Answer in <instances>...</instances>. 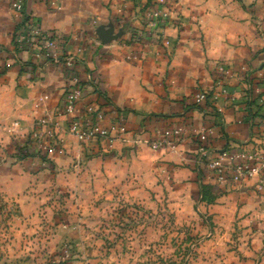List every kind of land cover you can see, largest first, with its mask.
Wrapping results in <instances>:
<instances>
[{"label":"crops","instance_id":"0c3cea01","mask_svg":"<svg viewBox=\"0 0 264 264\" xmlns=\"http://www.w3.org/2000/svg\"><path fill=\"white\" fill-rule=\"evenodd\" d=\"M15 1L0 0L1 152L4 149L12 155L13 146L25 145L40 119L52 116L62 102L69 76L95 83V90L110 104L88 92L77 105V116L95 105L105 114L106 125L118 120L126 129L110 148L102 140L78 142L68 133L67 118H59V137L70 159H83L91 152L100 160H127L125 169L167 172L176 180L190 179L213 192L218 185L213 176L197 167L201 132H206L210 159L223 151L233 154L259 148L260 118L250 119L247 100L255 102L263 117L264 49L252 16L239 0H167L168 5L161 7L165 11L161 36L146 45L133 42L130 35L133 30L147 29L145 19L133 14L139 0H21L37 27L63 38L62 53L77 61L70 73L45 54L15 48L13 38L21 22L13 9ZM262 1L245 3L255 6ZM124 23L130 25L125 37L108 45L98 38L99 27L112 26L118 34ZM225 58L220 64L225 69L222 74L217 70L218 60ZM222 89L227 94L217 101H196L204 90L218 94ZM15 123L18 126L10 133ZM159 137L172 140L171 146L150 149ZM65 156H55L54 166L67 160ZM12 158L10 167L0 166V185L10 189L16 182L21 184L19 168L37 163L36 159ZM28 172L21 173L32 177ZM218 186L223 194L218 199L239 203V218L257 207L264 212V174ZM260 237L264 244V234Z\"/></svg>","mask_w":264,"mask_h":264},{"label":"rangeland","instance_id":"374dc122","mask_svg":"<svg viewBox=\"0 0 264 264\" xmlns=\"http://www.w3.org/2000/svg\"><path fill=\"white\" fill-rule=\"evenodd\" d=\"M241 5L264 49V1ZM13 148L0 150L2 168ZM32 154L37 163L17 170L21 184L0 185V264H264V212L239 218L217 184L211 192L91 152L77 160L65 151L57 166Z\"/></svg>","mask_w":264,"mask_h":264},{"label":"built area","instance_id":"2783aa9c","mask_svg":"<svg viewBox=\"0 0 264 264\" xmlns=\"http://www.w3.org/2000/svg\"><path fill=\"white\" fill-rule=\"evenodd\" d=\"M167 5V0H157V4L152 10L145 11L147 29L146 31H136V38L139 43L147 44L158 36L159 32L162 33L164 23L161 17L165 11L161 7ZM143 7V5L140 6V8ZM13 9L22 22L25 16L22 1L16 0ZM136 14L143 18L140 12ZM17 44L18 48H29L38 55L45 54L52 61L62 63L68 73L72 71L77 62L74 56L62 53L64 40L60 35L42 30L35 25L32 19L22 23L17 36ZM217 70L222 74L225 72L223 65H218ZM68 82L61 104L55 109L51 117L40 119L32 134L27 138V140L29 139L27 146L30 144L36 146L35 156H46L48 160H52L55 156L65 154L63 140L58 133V120L61 117H66L69 121L68 133L81 143L102 140L112 148L126 134L125 127L118 120L106 125L105 114L98 109V106L90 105L83 116H77V105L86 95L85 89L79 84L80 80L74 76H69ZM92 86L95 88V83H92ZM221 94H227V91L222 89L218 94H212L211 91L204 90L196 96V101L198 103L206 102L209 99L217 101ZM257 124L262 128V141L258 149L243 148L238 153L233 154L223 151L213 159L209 158L210 149L207 145L206 132H201L200 141L202 145L199 149L197 167L200 170L206 168L220 186L231 183L238 184L264 174V115ZM17 126L18 124L15 123L9 132L14 133ZM180 132L181 130H178L176 133ZM171 144L172 140L159 137L151 144L150 148L158 151L164 147H170Z\"/></svg>","mask_w":264,"mask_h":264},{"label":"trees","instance_id":"16d2710c","mask_svg":"<svg viewBox=\"0 0 264 264\" xmlns=\"http://www.w3.org/2000/svg\"><path fill=\"white\" fill-rule=\"evenodd\" d=\"M239 1L243 4H246L245 0H239ZM156 4H157V0L156 1L155 0H139V2H137V3L135 2V4H134V13L133 14L135 15L136 13L140 12L142 14L143 19H145V15H144L145 11L152 10ZM140 5H143L144 7L140 8ZM30 19H31V17L25 13L24 20L22 22H20V24L18 25V27L15 31V35L13 38V45L15 46L16 49L18 48L17 36H18L19 29H20L22 23L29 21ZM163 28H164V26H163ZM136 34H137L136 31H134L132 33L131 39L133 42H138V40L136 38ZM160 35H161V32H159V35L156 37H160ZM79 84L83 87V89H85L86 94L88 92L89 93H91V92L96 93L98 100H99V98H102L106 102L105 105H110L109 100L105 97V95L97 92V90H95V88L92 86V83L80 81ZM247 107H248L250 119L254 120L255 118H260V119L262 118L261 116L258 115L259 107L255 105V102L250 101L248 99L247 100ZM28 143H29V139L26 141L24 146H18V148L16 150L17 152L14 156L17 160L23 161V160L33 156V154H32L33 152H34V156L36 155L35 154L36 146L32 145V144H30L31 146L30 145L27 146ZM42 158L48 160V158H46V156H42Z\"/></svg>","mask_w":264,"mask_h":264},{"label":"water","instance_id":"95a60500","mask_svg":"<svg viewBox=\"0 0 264 264\" xmlns=\"http://www.w3.org/2000/svg\"><path fill=\"white\" fill-rule=\"evenodd\" d=\"M124 34V30H121L118 34H115V30L112 26H101L97 29L98 38L104 45H108L111 42L120 39Z\"/></svg>","mask_w":264,"mask_h":264}]
</instances>
